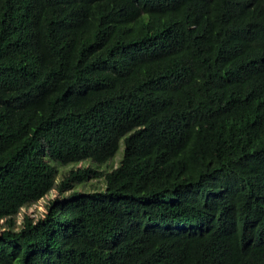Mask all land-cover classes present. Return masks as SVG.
<instances>
[{
	"label": "trees",
	"instance_id": "1",
	"mask_svg": "<svg viewBox=\"0 0 264 264\" xmlns=\"http://www.w3.org/2000/svg\"><path fill=\"white\" fill-rule=\"evenodd\" d=\"M0 220V264H264V0H0Z\"/></svg>",
	"mask_w": 264,
	"mask_h": 264
},
{
	"label": "rangeland",
	"instance_id": "2",
	"mask_svg": "<svg viewBox=\"0 0 264 264\" xmlns=\"http://www.w3.org/2000/svg\"><path fill=\"white\" fill-rule=\"evenodd\" d=\"M123 154V144L120 143V147L118 152L115 154L114 158L112 161L107 162L106 164L101 165L100 169L102 170V175L96 176V177H90L87 181L78 183L74 182L72 185L73 189H77L82 192H92L95 190H100L105 188V179L103 174L108 172L109 169L114 168L121 160ZM88 165L87 161H82L76 164H66V165H61L58 164L56 165V179L55 183L59 182L60 180L63 179V177L70 171V170H75L76 168H80L81 166H86ZM57 190L56 188L51 189V191L45 195L43 198L38 200L37 202L30 203L29 205L22 207L19 211V213L16 215V222L17 226L20 225L22 218L24 214H28L33 218H38L40 216H43L45 212V205L48 203L50 199H53L56 196ZM64 195L69 194V190H66L63 192ZM3 224V221L0 220V228Z\"/></svg>",
	"mask_w": 264,
	"mask_h": 264
}]
</instances>
